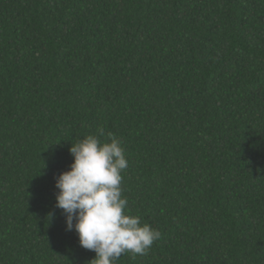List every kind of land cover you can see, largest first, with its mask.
Returning a JSON list of instances; mask_svg holds the SVG:
<instances>
[{"label":"trees","instance_id":"16d2710c","mask_svg":"<svg viewBox=\"0 0 264 264\" xmlns=\"http://www.w3.org/2000/svg\"><path fill=\"white\" fill-rule=\"evenodd\" d=\"M101 127L161 234L116 264H264V0H0V264L95 258L55 178Z\"/></svg>","mask_w":264,"mask_h":264},{"label":"clouds","instance_id":"9594fccd","mask_svg":"<svg viewBox=\"0 0 264 264\" xmlns=\"http://www.w3.org/2000/svg\"><path fill=\"white\" fill-rule=\"evenodd\" d=\"M69 152L74 162L55 178V207L62 210L66 231L74 230L80 247L95 253L90 264H116L126 253L146 255L161 234L128 211L122 140L101 127L97 134L71 142Z\"/></svg>","mask_w":264,"mask_h":264}]
</instances>
